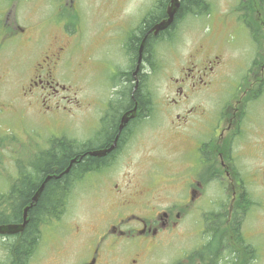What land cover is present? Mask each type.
I'll use <instances>...</instances> for the list:
<instances>
[{"label":"flooded vegetation","instance_id":"af4514ba","mask_svg":"<svg viewBox=\"0 0 264 264\" xmlns=\"http://www.w3.org/2000/svg\"><path fill=\"white\" fill-rule=\"evenodd\" d=\"M234 1L213 9L205 0L198 16L209 18L212 25L208 33L196 27L186 46L187 36L176 31L183 15H175L157 34L151 31L167 18L169 0L153 14L126 15L127 21L121 15L115 19L121 9L115 10L114 29H108L105 100L80 98L76 85L75 111L61 118L73 119L79 135L48 137L44 125L23 139L0 135V224L22 223L40 185L48 176L45 184L58 179L54 176L62 172L57 168L63 167L64 153L57 147L65 138L82 145L79 157H93L88 163L92 170L85 174L102 175L109 195L107 204H96L88 219L69 213V204L37 200L27 210L22 233L0 235L3 264L17 263L16 247L27 232L37 248L44 240L46 264H158L150 260V254H157L158 239L171 241L177 234L187 241L170 264H264V244L261 261L255 231L243 225L252 204L264 214V0ZM71 6L79 17L73 0ZM1 28L6 37L26 42L28 57L36 55L22 82L17 68L8 66L3 74L5 79L14 73L21 82L17 98L22 107L37 117L45 110L59 115L57 96L69 91L55 77L60 67L72 62L76 83L77 75L88 70L77 24L74 32L64 26L49 30L42 47L35 29L25 32L15 22ZM113 46L119 49L117 61ZM158 77L166 79L164 86L156 82ZM123 117L127 120L122 123ZM146 130L158 138L164 134L169 152L161 153L165 143L146 142ZM97 149L108 152L88 154ZM52 150L58 152L50 169L47 155ZM161 157L185 179L155 191L160 183L150 188L148 177L156 173L154 163ZM101 185L93 182L95 188ZM23 186L30 194L18 201ZM161 192L169 198L163 207ZM35 252L27 264H34Z\"/></svg>","mask_w":264,"mask_h":264},{"label":"rangeland","instance_id":"374dc122","mask_svg":"<svg viewBox=\"0 0 264 264\" xmlns=\"http://www.w3.org/2000/svg\"><path fill=\"white\" fill-rule=\"evenodd\" d=\"M79 10V17L73 13L71 0H0V61L1 63V81H0V135L9 137L16 135L17 138L23 139L27 134H31L32 129L46 126L44 134L48 137L54 135H63L67 138H75L79 135L76 131V123L71 118L61 119L62 116L73 114L75 103L74 90L80 86L77 94L80 98L84 96L88 99H97L101 102L105 100V90L108 83V29H114V20L112 14L115 10L121 9L115 17L121 15L122 21H127L129 14H144L153 12L158 9L161 2L164 0H73ZM213 9H222L229 7V4H234V0H208ZM230 18V17H229ZM137 20V19H136ZM16 24L23 27L25 32H31V29L39 32L41 39L38 41V46H43L47 39V32L51 29H58L60 26L65 27V31L74 32L76 24L81 34V58L88 65L86 72L77 73L80 82L74 81V65L72 62H65L60 71L56 74V79L69 87V91L61 93L57 96L60 99V114L54 115L53 110H45L41 115L36 116L35 113L27 112L20 100L17 98L20 93L21 82L27 75L29 68L33 66L36 55L27 56L25 41L19 42V39L14 37H6L4 30L1 28L4 24ZM212 23L209 18L199 17L194 15L182 18L178 23L176 31L185 33L186 42L191 39L198 29H203L204 33H208ZM20 43V44H19ZM180 48V51H183ZM113 60L119 59V49L112 47ZM17 68L22 72L21 82L16 81L18 77L14 73L3 78L6 67ZM156 82L162 86L165 85L166 79L158 77ZM20 83V84H19ZM62 95L66 97L62 98ZM12 106L14 109H3L6 106ZM63 106L65 107L63 109ZM24 108V112L23 109ZM3 109V110H2ZM94 111V110H93ZM48 120H53L50 123ZM146 122H152V119H147ZM60 127H63L62 129ZM81 133L86 134L88 130L82 129ZM145 141L150 144L165 143L161 146V153L169 152L171 145L170 140L165 142L164 134L159 138L152 131L146 130ZM3 153L9 152V149H1ZM170 161L161 157L155 160L154 167L156 173L148 177V184L153 188L155 183H160L157 190H163L164 187L169 189L170 185L185 179L183 172H175ZM102 183L99 188L93 186V182ZM106 180L102 175L86 176L84 181L79 183L76 188L68 196L70 209L69 213L74 214L80 219L93 216V208L96 204H107L108 193L104 184ZM167 191V190H166ZM262 194L257 193V199L261 198ZM161 207L168 204V192L160 193ZM258 207L254 204L247 211L243 220L244 230L255 231L254 243L257 246L258 257L263 253L264 244V214L258 211ZM92 218V217H91ZM88 219V218H87ZM187 241V237L181 234L172 237L169 241L167 237H160L157 242V254H150V260H158V264H170L173 255L179 254L184 247L182 243ZM43 244L38 246L36 243L34 264H46V256L43 255L46 251L44 240ZM181 245V246H180ZM2 256V257H1ZM0 264L4 263L6 258L0 251ZM52 259V258H51ZM51 261V260H50ZM258 264V261L257 263Z\"/></svg>","mask_w":264,"mask_h":264},{"label":"trees","instance_id":"16d2710c","mask_svg":"<svg viewBox=\"0 0 264 264\" xmlns=\"http://www.w3.org/2000/svg\"><path fill=\"white\" fill-rule=\"evenodd\" d=\"M204 2L205 0H181L180 2L181 6L179 7L176 15L177 14H179V16L183 15L182 18H185L186 16H189V15L198 16L206 8L204 5ZM81 146L82 145L76 142L75 140H70V139L65 138L63 140V144H60L57 147L59 151L62 147L61 150L64 153L63 154L64 155L63 156V167L57 168V171L59 173L68 166V163L71 158L75 157L76 161L72 163L67 173L61 175V177H59L58 179L49 181L47 184L44 183L45 188L43 187L42 192L40 193V196L38 198L39 204H41L40 201H43V200L48 201L50 204H52V202L66 204L68 202V196L71 194L74 188H76L77 183L83 182L85 177L87 176L85 173L92 170V168L88 167V163L93 157H89V159H83V157L85 156L84 155L81 159H79L78 149ZM53 152L54 154H52ZM57 152L58 151L52 150L47 155V158L49 160L48 165L50 169L52 168L51 163H54V160L56 159L55 156H57L56 155ZM61 185H63V189L58 188ZM29 194H30V191L27 187L25 186L21 187L20 191L18 189V192H17L18 201L22 199H26ZM38 210L41 211L40 208ZM1 218L4 219L3 216H1ZM26 234L28 235L25 236L24 234L23 237L19 240L18 245L16 247V258H17L16 264H27L30 259L31 254L35 251L36 242H37L36 239L31 238L29 236V232H27ZM27 241H29L30 244L32 245L29 248H28L29 245L27 244Z\"/></svg>","mask_w":264,"mask_h":264},{"label":"water","instance_id":"95a60500","mask_svg":"<svg viewBox=\"0 0 264 264\" xmlns=\"http://www.w3.org/2000/svg\"><path fill=\"white\" fill-rule=\"evenodd\" d=\"M180 2L181 0H169L168 5H167V18L161 20L160 22L154 24V26L152 27L151 31L154 32V34H157L159 31H162L164 29H166L167 27H169L173 20L174 17L180 7ZM143 47V42L141 44L140 47V51L142 50ZM127 120L126 117L122 118V123L125 122ZM108 152V149H97V150H91L88 152L89 155L91 156H103ZM82 156L79 157V159H81ZM76 161V158H71L69 161L68 166L57 176H54L55 178H59L61 177V175L67 173L69 171L70 166L72 165L73 162ZM52 176H48L45 181L40 185V187L36 190V192L33 194L32 198H31V203L28 207H26L24 209V214H23V222L20 224H14V223H8V224H0V235H13L16 233H22L24 230V227L27 223V219H26V215H27V210L28 208H30L32 206V204L34 202H36L40 196V193L42 192V189L44 187V183Z\"/></svg>","mask_w":264,"mask_h":264},{"label":"bare ground","instance_id":"6f19581e","mask_svg":"<svg viewBox=\"0 0 264 264\" xmlns=\"http://www.w3.org/2000/svg\"><path fill=\"white\" fill-rule=\"evenodd\" d=\"M151 54H152V53H151ZM0 209H1V208H0ZM1 257H2V256H1ZM1 257H0V258H1Z\"/></svg>","mask_w":264,"mask_h":264}]
</instances>
